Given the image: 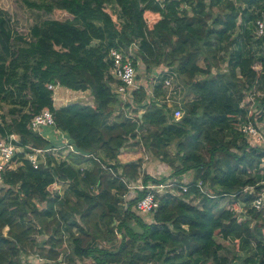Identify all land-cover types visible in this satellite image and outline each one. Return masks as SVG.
I'll return each instance as SVG.
<instances>
[{"label": "trees", "instance_id": "16d2710c", "mask_svg": "<svg viewBox=\"0 0 264 264\" xmlns=\"http://www.w3.org/2000/svg\"><path fill=\"white\" fill-rule=\"evenodd\" d=\"M29 5L70 18L34 25L29 40L13 32L0 9V137H20L12 159L19 166L6 169L0 188V264H27L22 255H37L43 264L86 259L92 264H264V210L253 207L264 181V149L251 147L239 130L241 122L252 120L242 103L253 89L262 92L256 108L264 123V38L253 31L264 20V0H167L163 7L156 0ZM134 42H139L135 66L140 60L150 72L164 65L186 78L195 100L179 121L165 102L166 73L155 78L152 98L144 86L134 91V106L125 105L131 111L122 109L112 92L109 51ZM221 50L226 69L216 58ZM56 84L90 92L93 104L55 108L49 85ZM5 107L8 114L2 115ZM44 109L53 112L55 128L80 154L69 153L67 161L47 154L36 169L28 160L33 149L56 146L54 127L43 134L30 130ZM140 132L145 135L138 138ZM132 140L172 169L169 180L183 183L184 175L192 176L187 192L160 197L150 222L137 209L146 191L127 200L123 179L142 177L145 184L167 179L143 173V159L121 162ZM200 182L208 194L198 188ZM56 183L68 185L62 195L48 191ZM227 199L233 202L221 208ZM238 203L246 216L235 211ZM36 233L46 239L38 243L32 238ZM226 242L234 244L232 258L222 255Z\"/></svg>", "mask_w": 264, "mask_h": 264}, {"label": "built area", "instance_id": "2783aa9c", "mask_svg": "<svg viewBox=\"0 0 264 264\" xmlns=\"http://www.w3.org/2000/svg\"><path fill=\"white\" fill-rule=\"evenodd\" d=\"M162 7L164 6V3L167 0H156ZM254 34L256 35V38H264V20L257 21L254 26ZM139 42L132 43L128 48L125 49H111L109 51L107 60L111 64V69L109 71V75L113 79V83L111 84L112 92L118 97L120 100V103L122 104V109H126V104H131V106H134V100H133V93L134 91L138 90L143 84L139 83L138 81V73L137 68L135 66V59L136 54L138 51ZM137 50V51H136ZM162 73H167L166 70L162 71ZM161 73V74H162ZM157 75L155 73L154 80L157 78ZM175 78V77H174ZM58 88H62L59 84L56 85H49V89L53 91V100H54V107H56V91ZM144 88H146L144 86ZM164 89L167 91V100L165 101L168 105L169 109H171L173 118L176 121H179L183 118L184 112L182 109V102L180 100H175L176 93L179 88H175L173 77L172 75H169V77L164 82ZM67 90V89H66ZM147 90V88H146ZM255 93V91L253 92ZM154 95V86L151 93H148L149 98L153 97ZM251 95V94H249ZM248 95L246 96V98ZM67 98H70V93L67 90L66 97L63 99V103L66 102ZM242 103V107L246 108L248 110V114L251 116L252 120H249L247 122H241L239 125V130L242 131L246 139L251 147L261 148L264 149V126L259 120V116L261 111L257 110L255 106L254 100L246 99ZM252 104L250 107L248 105ZM71 104V103H70ZM69 105V104H67ZM66 106V105H65ZM255 106V107H254ZM126 111H131L126 109ZM140 116L143 113V110L139 112ZM129 119L131 121H136V116H134L132 113H128ZM55 128V117L53 112L50 109H44L41 113L35 115L33 119L30 122V130L33 133H42L44 128ZM53 135L55 137V143L56 146L48 149H33V152L28 155V160L32 163L34 168H38L41 161L46 159V155L50 154L52 156H55L60 161H67V157H62L56 154L58 151H64L69 153H73L76 155H79L80 153L75 150V148L69 143V140L66 138V136L56 128L53 129ZM46 139L53 140L49 134L45 135ZM20 142V137L16 134H12L9 137L2 139L0 141V187L3 185L4 181V172L7 168L15 169L17 166H19L18 163L12 164V159L14 158L15 154L19 152L20 148L18 147V144ZM86 158H91L93 161L101 164L105 170H108L107 166L94 154H88L85 155ZM92 164H88L84 167V170H87ZM262 173L264 174V160L261 166ZM125 184H127L128 187V194L125 196V198L128 200L133 198L138 191H146L145 196L137 203V209L140 213L143 214H152L159 208L160 204V197H163L167 194H170L172 196H180L181 193L187 192L189 189V183L185 182L181 183L178 180H169L160 184H154L152 182H149L145 184L143 182L142 177L138 179L137 181H131L130 183H127L126 180L123 179ZM61 183H56L53 185H60ZM52 185V186H53ZM262 189L259 191V193L256 194V198L253 201V207L258 210L262 211L264 210V181L261 183ZM198 188L204 193L208 194L206 191L205 186L200 182L198 185ZM51 187V186H50ZM50 187L48 188V191L52 195H62L63 191L57 189L56 191H51ZM247 190L251 193H255L254 188H247ZM237 212V211H236ZM8 228L4 230V236L7 237ZM37 256V255H35ZM38 257V256H37ZM26 258H28L26 255H22V259L24 263L33 264V262L27 261ZM37 261H40V258H37Z\"/></svg>", "mask_w": 264, "mask_h": 264}, {"label": "rangeland", "instance_id": "374dc122", "mask_svg": "<svg viewBox=\"0 0 264 264\" xmlns=\"http://www.w3.org/2000/svg\"><path fill=\"white\" fill-rule=\"evenodd\" d=\"M40 0H0V9L3 11L4 16L9 20L10 23V28L13 30V32L18 33L23 35L24 37L30 38V30L31 28L36 25V24H41L44 21L47 20H66L70 18L67 14L61 11H55L53 13H48L44 10H39L37 8H33L29 5V3H39ZM53 1V0H51ZM216 10V9H215ZM238 46V45H237ZM232 49H236V46H233ZM137 51V50H136ZM258 51V50H257ZM138 52V51H137ZM260 52V51H258ZM262 54V53H261ZM225 55V50H221L220 53L217 55V59H221L219 62V66L221 69H226V61L223 58ZM213 55H210L209 58L212 60ZM260 63V62H258ZM256 65L257 70L260 69V64ZM201 66H205L204 59L202 58L200 61ZM136 68H137V73H138V81L139 83L143 84L146 88L148 93L150 94L151 91L153 90L154 86V74L156 73L157 75H161L162 71L166 70L168 75H172L173 77V82L175 88H179L176 93V98L175 100H180L182 102V109L184 112V115L186 114V105L190 103L191 101L195 100L194 94L191 92L190 87L187 85L186 78L183 76H180L176 73L175 71H172L171 68H168L164 65L155 67L153 68L150 72L146 71L145 65L140 61L137 60L136 63ZM175 77V78H174ZM201 76L198 77L200 79ZM255 93H249L247 94L248 97L246 99L249 100H254L255 106L258 105L257 98L262 99V92L261 89L257 88L256 90L253 89ZM66 89L64 88H58L55 94L56 97V107L60 108L63 107L67 104L70 103H81L85 105H92L93 104V98L90 94V92H86L85 94H82L80 92H74L69 90L70 93V98H67L66 102L62 103V105H59L61 101H63L64 97H66ZM248 105L250 107L252 104ZM254 106V107H255ZM2 115H7L8 114V108L5 107L1 110ZM8 119H10V116H8ZM264 126V123L261 122ZM145 135V133L140 132L139 137H142ZM2 138L0 137V141ZM171 153L174 151V148H170ZM57 155L62 156V157H67V152L64 151H58L56 152ZM139 159H143V167H142V172L143 173H148L152 177L156 178H166L167 181H169L170 176L172 175L173 171L172 169L165 163L154 159L150 154L146 152V150L143 147V144L139 142V140L134 141L132 140L129 145L127 146L126 152L121 154L120 160L122 163H126L128 161H136ZM191 174H186L183 176V181L185 182H191ZM175 179V177L173 178ZM171 178V180H173ZM67 184L62 183L60 185H53L50 187V190L56 191L57 189L61 191H65L67 189ZM3 187V185L1 186ZM0 187V188H1ZM128 200V198H127ZM233 202L230 199L227 200H222L220 202L221 208H226L229 204ZM198 202H194V204H197ZM234 206V205H233ZM242 205L238 203L235 205V211H237L238 215H245L246 216V210L244 208H241ZM142 217L146 218V221L150 222L152 214H141ZM34 240H36L38 243H42L46 239V236L43 234H34L32 237ZM120 239V236H118ZM219 243H223V241L220 238H217ZM66 243H70V239L66 237ZM226 248L222 252V255H225L229 258L233 257L234 254V244L231 242H226ZM27 256V255H26ZM37 256L35 255H30L26 260L29 262H33V264H43V261H37ZM94 261L90 259H86L82 261V263L78 264H92ZM28 264V263H27Z\"/></svg>", "mask_w": 264, "mask_h": 264}, {"label": "crops", "instance_id": "0c3cea01", "mask_svg": "<svg viewBox=\"0 0 264 264\" xmlns=\"http://www.w3.org/2000/svg\"><path fill=\"white\" fill-rule=\"evenodd\" d=\"M69 91V90H68ZM65 93H66V91H65ZM80 93H82V92H80ZM86 92H84V93H82V94H85ZM64 98H65V96H63ZM62 103H63V101H61L60 102V104L59 105H62ZM244 214V213H243Z\"/></svg>", "mask_w": 264, "mask_h": 264}]
</instances>
